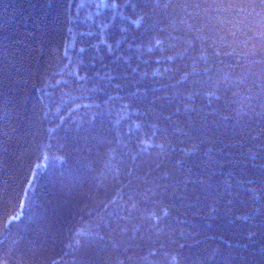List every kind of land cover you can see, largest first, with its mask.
<instances>
[{"label": "trees", "instance_id": "obj_1", "mask_svg": "<svg viewBox=\"0 0 264 264\" xmlns=\"http://www.w3.org/2000/svg\"><path fill=\"white\" fill-rule=\"evenodd\" d=\"M0 233V264H264V4L0 0Z\"/></svg>", "mask_w": 264, "mask_h": 264}, {"label": "snow or ice", "instance_id": "obj_2", "mask_svg": "<svg viewBox=\"0 0 264 264\" xmlns=\"http://www.w3.org/2000/svg\"><path fill=\"white\" fill-rule=\"evenodd\" d=\"M261 4H264V0H260ZM159 43V41L157 42ZM235 83V82H234ZM21 206L23 207V202H21ZM21 213L17 212L15 215H12L8 218V220L5 222V229L8 227L9 224L13 222H17L20 219ZM78 232L83 233V229H79ZM6 238V233H0V239ZM173 260H175V257H173Z\"/></svg>", "mask_w": 264, "mask_h": 264}]
</instances>
